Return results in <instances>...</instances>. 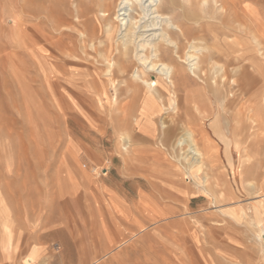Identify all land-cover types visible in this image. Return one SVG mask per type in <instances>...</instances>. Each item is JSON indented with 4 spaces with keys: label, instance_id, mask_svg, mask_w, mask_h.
Listing matches in <instances>:
<instances>
[{
    "label": "rangeland",
    "instance_id": "374dc122",
    "mask_svg": "<svg viewBox=\"0 0 264 264\" xmlns=\"http://www.w3.org/2000/svg\"><path fill=\"white\" fill-rule=\"evenodd\" d=\"M43 1V4H47L49 0ZM68 1L57 4L54 13L64 12L67 7L74 8L77 1ZM180 4L188 12L187 17H182L185 22L197 27L208 26L205 41H197V47L211 49L215 47L213 42L227 38L229 29H232V20L223 24L221 12L214 14L209 10L211 3L203 5L201 1L195 5L183 1ZM243 4L251 5L253 17L261 18L264 15V0H246ZM89 6L92 14L101 18L96 3ZM28 11L27 0H0L1 256L8 258L14 250L23 252L26 245L27 248L33 245L30 242L33 238L43 235L48 241V255L45 254L39 264H222L210 255V258L206 257L207 253L212 255V252L205 250L206 242L213 243L215 236L205 237L202 234L207 222L201 218L205 212L200 211L204 202L200 194L207 193L215 199V203L210 199V207L216 212L215 207L222 206L221 202L216 201V190L224 192L222 201L227 199L226 192H231L228 184L237 167L243 170L246 184H264V125L259 127L252 124L247 120L246 113L237 115L233 126L225 123L223 136H229L227 131L231 129L233 146L228 143L229 140L220 141L212 134L210 125L216 118L215 110L211 112L212 116H207L206 105L196 108L193 103L181 98L178 113L194 107L192 112L199 116L196 121L202 124V133L209 135L210 139L206 144L209 156L197 165L185 158V146L178 148L175 141L164 143L138 134L133 129L138 115V100L131 93L122 92L124 78L118 63L111 78L104 76L108 65L101 59V46L96 49L88 46L84 50L77 47V57H65V61L59 60L52 43L46 46L52 52L51 59H41L38 51L31 54L27 38ZM13 19L19 21L18 26ZM69 25L72 27L73 23ZM233 26L237 29L235 24ZM51 32L54 38L59 37L56 32ZM229 39H233L232 36ZM73 40L75 38L63 36L60 39L61 50L66 51L71 47ZM213 60L215 62L201 65L211 78L221 65ZM230 68L228 76L224 77L225 87L237 77L239 71L237 67ZM179 95L182 96V93ZM210 102L211 107L215 108L212 97ZM237 108L238 104L226 108L223 114L227 119L225 122ZM149 113L151 115L148 114V117L157 125L142 123L145 129L143 133L156 132L161 124L169 128L176 118V113L171 110L160 109ZM238 130L244 132L241 134ZM182 134L180 131L177 137ZM122 138L129 141L126 150ZM231 155L234 163L231 162ZM164 159L176 171L173 177L197 190L199 197L182 200V195L177 194L176 198H172L162 190H141L140 197L147 201L155 197L161 203L179 207L181 210L171 219L181 223L169 226L166 222H149L135 230L114 220L110 222L103 202L99 201L100 195L97 196L98 190H93L94 187L107 183L126 189L114 191L132 207L139 190H127L128 187L137 181L145 189L149 188L144 181L145 174L135 172V166H142L141 162L145 160L159 164ZM193 169L198 170L196 177L191 175V171L195 172ZM239 191L240 201L248 200L256 208L264 207V190H256L255 194L250 190ZM232 195L231 192L230 197ZM108 203L113 216L124 217L114 199H108ZM231 210L226 205L217 209L218 218L223 217L232 223L231 218L234 217L241 223L243 220L235 218L236 213ZM145 212L152 216V211L145 209ZM216 217H211L213 226L218 222ZM185 219L191 222L194 231H201L199 238L197 236L191 240L184 234L182 221ZM256 232L254 263H251V259L240 257L236 260L238 264H264V238L259 231ZM104 237L111 239L106 247Z\"/></svg>",
    "mask_w": 264,
    "mask_h": 264
},
{
    "label": "bare ground",
    "instance_id": "6f19581e",
    "mask_svg": "<svg viewBox=\"0 0 264 264\" xmlns=\"http://www.w3.org/2000/svg\"><path fill=\"white\" fill-rule=\"evenodd\" d=\"M71 1L74 2L69 0L68 3ZM75 1L74 8L67 7L64 12L54 13L55 6L67 3V0H49L45 5L43 0H27V38L30 41V52L32 54L38 51L41 59L49 60L52 52L46 46L52 43L57 49L59 60L65 61V57H77V47L84 50L88 46L93 49L101 46V59L108 65L104 76L111 78L118 63L121 66L120 74L124 78L122 92L131 93L138 100V115L133 124V129L138 134L164 143L175 141L178 148L185 146V158L188 157L199 165L209 156L206 149V144L210 142L209 135L202 133V124L196 121L199 116L192 112L194 107L178 113L181 110V98L193 103L196 108L198 105H206L207 116H212L215 110L217 115L210 125L211 132L216 139H227L233 146L235 143L231 129L227 131V137L223 136V129L226 124L233 126L237 115L246 113L247 120L252 124L259 127L264 125V15L261 18L253 17L250 12L251 5L243 4L246 0ZM183 1L195 5L201 1L203 5L211 3L209 10L214 14L221 12L223 24L232 20V29H229L227 38L214 40L212 45L215 47L203 49L206 52L197 47V41H205L208 26L197 27L185 22L182 17H187L188 12L180 4ZM91 3H96L101 18L92 14L89 6ZM13 23L18 26L19 21L13 19ZM70 23H73L72 27ZM47 27L50 29L47 30ZM51 31L56 32L59 37L54 38ZM63 36L75 38L66 51L61 50L60 39ZM230 36L233 39L228 41ZM213 59L221 65L211 78L201 65L213 62ZM230 67H237L239 71L237 77L225 87L223 81L228 76ZM180 92L182 96L179 95ZM209 96L212 97L215 108L211 107ZM233 104H238V108L232 111L231 117L225 122L227 119L223 114ZM160 109L176 113L175 121L169 128L161 124L156 132L143 133L145 129L142 123L157 125L148 117L149 112ZM180 131L183 134L177 137ZM242 132L244 131L241 134ZM122 141L126 150L129 141L124 138ZM193 170L195 172L191 171V175L196 177L198 170Z\"/></svg>",
    "mask_w": 264,
    "mask_h": 264
},
{
    "label": "crops",
    "instance_id": "0c3cea01",
    "mask_svg": "<svg viewBox=\"0 0 264 264\" xmlns=\"http://www.w3.org/2000/svg\"><path fill=\"white\" fill-rule=\"evenodd\" d=\"M230 157L231 162L234 163L233 155ZM141 163L143 165L141 166L140 164H137L134 171H142L145 174L144 177H146V180H143L147 185H149V188L145 189V187L140 186L137 181H135L134 184H131L132 186L128 187L127 190H139L137 192L135 205L132 204V207L128 206L123 197L114 191L126 189H120L110 184L108 185L107 183L103 186L94 187L93 190H98L97 196L100 195L101 199H99V201L103 202L105 213L110 222L114 220L121 224L130 226L135 230H139L149 222L153 224L166 222L169 226L179 225L181 221L171 219L172 215L177 214L181 210L179 207H176L175 205H168L163 202L161 203L160 200L155 197L151 199L152 201L144 200L143 197H140V195H142L141 190H162L167 194V196H171L172 198H176V195L180 194L182 195L180 199L184 200V198H189V201L199 197V193L197 190H193L191 187L184 185L181 180H176L173 177L176 175V171H174V168L168 160L164 159V161L159 164H155L156 162L152 163L147 160L142 161ZM238 168L239 167L235 169L236 173L233 171L231 181H229L228 184L233 195L230 197L231 192H226L228 197L226 200L224 199L222 201V195L224 192H221L219 189L216 190V201L222 203L221 207H218V205L215 207L216 212H213L210 207V199H212L214 203L215 199H213L210 194H200L202 195V199H204L200 211L205 212L201 215V218H205L203 220H206L207 222L204 225L206 230L202 232V234L205 237H208V235L215 236L213 243L206 242L207 246L205 250L207 252H212V255L207 253L206 257H209L210 255V257H214L222 264H238V261L236 260L240 257L251 259V263H254L256 258L254 246L256 243V231H259L260 236L264 238V207L262 206V209L256 208L255 205L252 204V201H240L239 197L241 194L239 190H250V193L255 194L257 193L256 190H264V184H246L243 181V170ZM252 182H254V178H252ZM111 198L119 205L124 217L118 215L113 216L110 204L108 203V199ZM224 205L230 206L232 208L231 211L236 213L234 214L235 218L239 217L243 221L241 223L237 222L233 217L231 218V223L229 220L223 219V217L221 219L218 218L217 209L219 210L223 208ZM145 209L152 211L151 217L147 215ZM213 215L217 216L216 220L218 222L216 226H213L211 222V217L213 218ZM206 217L208 218L206 219ZM219 220L222 222L219 223ZM182 222L185 227L184 234L191 240L197 236L198 238L201 236V231L196 232L193 230L191 222L186 219ZM43 238V235L36 236L33 238L34 240L30 241L33 245L29 248H27L26 245L23 252L14 250L8 258H3L0 254V264H27V262L31 264H39L44 255H48V241ZM25 242L27 243V240ZM103 242L106 247L111 242V239L104 237ZM13 249H15V247Z\"/></svg>",
    "mask_w": 264,
    "mask_h": 264
}]
</instances>
